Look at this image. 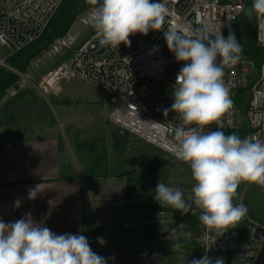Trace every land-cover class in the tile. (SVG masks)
Instances as JSON below:
<instances>
[{"label": "crops", "instance_id": "obj_1", "mask_svg": "<svg viewBox=\"0 0 264 264\" xmlns=\"http://www.w3.org/2000/svg\"><path fill=\"white\" fill-rule=\"evenodd\" d=\"M231 29L232 26L227 34ZM88 87L84 92L74 82L62 84V94L74 106L59 111H64L80 128L95 127L102 118L108 119L102 106L107 94L92 85ZM44 104L28 110V104L15 103L7 111L0 110V220L15 222L31 213L37 223L57 235L85 236L91 249L105 257L108 264H191L196 259V214L191 211L182 215L171 207L168 208L174 212L167 213L155 200L157 183L168 184L171 180L167 172L162 175L156 161L167 154L142 141L148 145L144 150L153 154L150 161L144 157L136 165L112 162L108 136L114 143L115 136L128 141L127 134L131 135L119 130V135H115L112 129L109 135L104 134L107 146L100 153L96 151L97 135L86 139L95 148L94 161L89 159L91 162L86 163L102 168L101 172L88 173L84 170L86 163L75 161L84 139L74 137L68 128L61 130L59 114ZM66 120L65 116L61 123ZM110 126L114 124L110 122ZM75 144L78 149L73 147ZM90 154L85 155L87 161ZM38 185L37 197L30 200L29 189ZM236 197L244 202L239 191ZM256 217L257 214L247 213L241 222L247 223V229L250 224L264 226L260 220L264 218ZM180 224L187 227L177 232L190 231V237L172 233ZM98 238L105 243L101 245ZM175 243L182 247L174 250Z\"/></svg>", "mask_w": 264, "mask_h": 264}, {"label": "clouds", "instance_id": "obj_2", "mask_svg": "<svg viewBox=\"0 0 264 264\" xmlns=\"http://www.w3.org/2000/svg\"><path fill=\"white\" fill-rule=\"evenodd\" d=\"M92 6L88 21L95 35L105 46H130L129 37L150 30L162 29L169 9L164 0H88ZM243 10V9H242ZM247 16L264 18V0H253ZM169 50L178 62H185L177 73L172 95L174 102L168 113L180 116L174 130L175 157L190 165L195 181L191 194L185 197L179 188L158 182L155 200L161 206L188 214L193 205L201 210L198 217L209 231L222 236L247 214V207L233 203L241 183L264 187V141L241 139L236 134L226 135L222 117L233 108L224 68L236 65L242 55V45L234 33L225 38L220 31L209 33L197 29L191 36L176 29L164 31ZM217 57L220 58L217 62ZM216 124L217 130L204 129ZM39 185L29 189L34 200ZM187 226L180 224L172 233L190 237L191 232H177ZM103 245L105 241L98 238ZM174 250L182 244H172ZM205 248L206 253L209 249ZM0 264H108L105 257L95 253L83 235L52 232L37 223L31 213L15 222L0 220ZM191 264H224L222 258L213 260L207 254L193 259Z\"/></svg>", "mask_w": 264, "mask_h": 264}, {"label": "built area", "instance_id": "obj_3", "mask_svg": "<svg viewBox=\"0 0 264 264\" xmlns=\"http://www.w3.org/2000/svg\"><path fill=\"white\" fill-rule=\"evenodd\" d=\"M63 0H0V49L6 55L20 51L44 32L47 22ZM169 9L162 29L147 35L129 37L130 46L118 48L102 45L95 35L86 39L65 62L47 72L38 89L44 95L58 94L62 84L76 78L88 81L104 91L103 108L108 120L121 132L152 145L172 158L175 157L174 130L180 124L178 113L169 112L177 73L184 66L169 50L164 31L172 28L192 35L197 29L209 33L219 29L226 38L228 29L240 21L250 0H164ZM253 4V0H252ZM243 9V10H242ZM90 13V12H89ZM80 22L89 24L88 16ZM71 40H61L68 46ZM256 59L242 56L231 67H225L224 80L229 85L233 108L221 119L223 132H233L246 123L241 139L264 141V18H257L255 32ZM220 58L217 57V62ZM217 130L213 124L205 132ZM233 203L240 204L237 197ZM197 217L195 237L196 259L207 254L222 258L224 264H255L261 243L253 230L246 235L240 222L219 236L209 232L199 221L201 210L193 205ZM207 253L205 248H208Z\"/></svg>", "mask_w": 264, "mask_h": 264}, {"label": "rangeland", "instance_id": "obj_4", "mask_svg": "<svg viewBox=\"0 0 264 264\" xmlns=\"http://www.w3.org/2000/svg\"><path fill=\"white\" fill-rule=\"evenodd\" d=\"M91 8L92 6L85 8V10H83V12L76 17V19L74 20L69 30L67 31V34L64 37L52 38V41L48 44V46L45 49L39 51L37 55L29 62L25 71L18 72V75L20 77L19 80L13 86H11L6 91L4 97L0 99L1 111H7V108L15 103H21L24 105L28 104L25 105V108L28 110L35 109L39 107L38 105H43V103H45L48 107L57 111V113L59 114L60 129L64 130L65 128H68L71 130V134L74 137L81 136L84 139L82 140V145L80 146L81 148L79 147L80 150L79 151L77 150V153L79 154V155L77 154V157H75V161L77 163H80V161H82V163H86L90 161L89 159H91L92 162L94 161L95 155L93 154V151L95 148L93 146L90 147V145H88L89 143H87L86 140L87 138L97 135L98 143L96 145L97 146L96 151L100 153L102 147L107 146L106 144L107 138H105L104 134L108 133L109 135L111 130L113 129V131L114 130L116 131L114 134L119 135L117 133L119 129L115 125L113 127L110 126L109 120L107 119L108 120L107 121L103 118L101 122H99V124H97L95 127L82 126V128H80L77 125V122H75L70 116H67L64 113V111L60 112L61 108L71 109L74 106V103H72L73 104L72 106L71 103L68 102L66 96L62 94V92L58 94L53 93L49 95H44L39 91L38 86L41 79L47 72L54 69L60 63L68 60L73 55V53L79 48V46L86 39H88L95 31L90 24L83 25L80 22V19L83 16L88 15ZM51 18L47 22L43 34L38 39H36L30 47H28V48H32V51H34L36 48H39L37 46H42L48 40H50L53 30V28H51V25L49 26ZM256 24H257V16L255 14H253L251 17L245 14L240 21L236 22L232 26V29L230 31L234 33L237 41L242 45V56H248L254 59H256L257 56L256 53L257 51L255 48ZM228 35L229 34H226V38ZM71 38H72L71 43L68 46H64L61 44V40L64 39L70 40ZM8 57L9 56L6 55V51L4 49H0V66L8 70H15L11 67L10 63L8 62ZM71 82H74L76 85H80V87L82 88V90H84V92H87L89 90L88 85H92L96 87L92 83L85 81L81 78H76ZM96 88L99 89L98 87ZM69 113L71 114V112ZM65 116L67 117V120L61 123L62 119ZM106 122L109 124L107 125ZM106 128L108 130H106ZM245 130H246V123L242 125L241 128H239L238 130L233 132H228L227 135L236 134L241 138ZM101 134L103 136H100ZM127 136L129 138L128 141L121 140L120 137L115 136L114 143L111 141V137L108 136L109 144L107 147L110 148V157L112 162L113 161L115 162L116 160H120V161H125L127 164L134 163L136 165L138 161L144 157L146 158L145 160L147 162L150 161V158L153 154H150L147 149L144 150L143 148V147H148V145L132 137L131 135L127 134ZM73 147L75 149H78L76 144ZM89 148H91V152L88 151ZM143 150L145 154L142 153ZM121 152L123 153V156L120 154ZM87 153H91L88 158V161L85 159V155ZM98 157L99 156H96L97 159H99ZM165 157L166 158H161V159L159 158L160 160L159 162L158 160L156 161L158 164H160L162 175L164 176L165 172H167L168 178L169 176L171 177V180L166 185L173 188H179L184 193V195H186V193L187 196L190 195L192 188L194 187L195 184V181L192 178L190 165L180 160H176L170 157L169 155H165ZM100 161L101 160L99 159V162ZM84 167H85L84 170L88 173L91 172L97 173V172H101L102 170L101 166L98 167L90 163L88 164L86 163ZM168 167L170 168L168 169ZM185 176L187 177V181L185 180ZM237 191L240 192L241 197L244 201L243 204L248 209L247 213L257 214V217H259V219L264 218V187L256 184L241 183ZM161 209L167 213L174 212L173 209L171 211V209L168 207H164ZM191 211L192 213H194L193 208ZM191 211L189 213H191ZM260 220H263L261 222H264V219H260ZM246 224L245 222L243 223L240 222L241 230L246 235H249L253 229L251 226L250 228L248 227L247 229V227H245L247 226Z\"/></svg>", "mask_w": 264, "mask_h": 264}, {"label": "trees", "instance_id": "obj_5", "mask_svg": "<svg viewBox=\"0 0 264 264\" xmlns=\"http://www.w3.org/2000/svg\"><path fill=\"white\" fill-rule=\"evenodd\" d=\"M250 1L251 3L248 9L252 6V0ZM90 6L91 5L88 3V0H63L49 23V26L51 25V28H53L50 40L42 46H37L39 48H36L34 51H32V48H28L33 44L31 43L27 47L9 56L8 62L16 71L8 70L0 66V99H2L6 91L19 80L20 77L18 72H24L29 62L39 51L48 46V44L52 41V38L64 37L76 17L82 13L85 8ZM224 133L227 135L228 132Z\"/></svg>", "mask_w": 264, "mask_h": 264}, {"label": "water", "instance_id": "obj_6", "mask_svg": "<svg viewBox=\"0 0 264 264\" xmlns=\"http://www.w3.org/2000/svg\"><path fill=\"white\" fill-rule=\"evenodd\" d=\"M253 226V224H251ZM254 238L261 242V249L256 258L255 264H264V226H256L253 230Z\"/></svg>", "mask_w": 264, "mask_h": 264}, {"label": "bare ground", "instance_id": "obj_7", "mask_svg": "<svg viewBox=\"0 0 264 264\" xmlns=\"http://www.w3.org/2000/svg\"><path fill=\"white\" fill-rule=\"evenodd\" d=\"M261 243V242H260Z\"/></svg>", "mask_w": 264, "mask_h": 264}]
</instances>
